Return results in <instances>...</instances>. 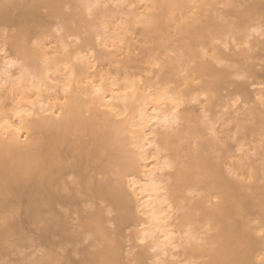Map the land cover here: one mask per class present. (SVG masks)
<instances>
[{
  "label": "bare ground",
  "instance_id": "1",
  "mask_svg": "<svg viewBox=\"0 0 264 264\" xmlns=\"http://www.w3.org/2000/svg\"><path fill=\"white\" fill-rule=\"evenodd\" d=\"M262 94L264 0H0V264H259Z\"/></svg>",
  "mask_w": 264,
  "mask_h": 264
},
{
  "label": "snow or ice",
  "instance_id": "2",
  "mask_svg": "<svg viewBox=\"0 0 264 264\" xmlns=\"http://www.w3.org/2000/svg\"><path fill=\"white\" fill-rule=\"evenodd\" d=\"M121 43H123V41L121 40ZM217 43H219V41H217ZM103 47L107 48L108 46L105 44L103 45ZM67 51V50H66ZM70 55H76L75 53H71ZM106 56V53L103 51H93L91 56H88L87 58L89 59V61H93V60H99L103 57ZM204 57L207 58L208 57V53L204 52ZM76 59L80 60L81 57L79 55H76ZM5 67L3 69L4 74L6 76L11 77L13 75V73H11L9 70L13 67H20V71H21V77H23L24 73H25V69L20 66V65H16L15 61H8L7 59L4 62ZM154 67L157 68H161V64L159 62H154L153 64ZM20 77H18L17 79H19ZM237 79H243V77L241 76H237ZM101 83H103V77H101ZM133 83H135V81H133ZM140 84L142 87H147V85L144 84V82L141 80ZM93 88L95 89L96 94H100L101 93V88L96 87L95 85H93ZM170 88L171 85H167L162 89H158L155 92H152V90L149 88L148 91L152 92V100L154 103L156 104H163L165 102H167L168 104L173 105V108L169 109V113L170 115L166 114L162 120L159 121V125H163L162 128V134H166L167 132H169L170 130H172V125H176L178 123V119H177V108L178 106L183 103V94L181 92H175L172 93L170 92ZM133 91H135V88L132 89ZM119 95H122L124 97H127L128 95V91L125 90L123 92L118 93ZM206 101L208 100V96L206 95L204 98ZM260 104L262 107H264V94H262L260 97H258ZM197 101L193 100V103H196ZM239 98H234L232 100V104H238ZM111 103V100H109V104ZM7 106H5L6 108ZM206 107V106H205ZM110 110V109H109ZM153 111H156V109H153ZM14 115L18 116V117H22L25 113H23L20 110H15ZM203 117H204V122L206 124L209 123L208 121V117H207V112L204 111L202 113ZM10 117L8 116L6 111H2L0 112V120L3 121H7V119H9ZM59 118V117H58ZM148 121L150 123H152V118L148 117ZM141 127H144V109L141 108ZM4 125H0V127H3ZM16 132H19L20 129L19 128H15L13 129ZM209 132L211 133V135L213 136V138L215 137V132L213 130V128L211 126H209ZM156 134V129L154 127H147L145 128V143L147 144V147L149 148H153L154 152H150V153H145L144 152V148L141 147L140 148V155H139V160H145L148 157L151 158L152 161H157L158 160V153L162 150V148H164V145L161 143H157V142H153L150 137ZM24 139H27V137H24ZM262 147H264V139H262ZM167 163V162H166ZM169 167H173V165L169 164ZM139 167H141L140 164L137 163L135 154H132L131 158L126 162V164L124 165V168L122 169V178L123 179H127L128 180V188L132 191L135 192L136 191V184H137V178L134 174V171H132L131 169H138ZM230 174H231V169L229 170ZM153 186H155L154 184V178H153ZM194 193L189 192V195H193ZM3 224L6 226L7 225V221H4ZM258 235L260 236L261 239H264V229H261L258 232ZM10 243V242H9ZM140 243H144V240H141ZM165 244V246H167L169 243H171L168 238H165V242H162ZM174 246V245H173ZM33 264H60L59 261H34ZM129 264H133V262H129ZM135 264H140L139 261L135 262ZM156 264H160L159 261L156 262ZM259 264H264V256H262L260 258Z\"/></svg>",
  "mask_w": 264,
  "mask_h": 264
}]
</instances>
